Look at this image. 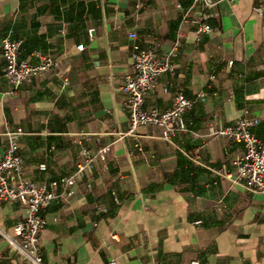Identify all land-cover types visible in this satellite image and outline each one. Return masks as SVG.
<instances>
[{
    "label": "crops",
    "instance_id": "0c3cea01",
    "mask_svg": "<svg viewBox=\"0 0 264 264\" xmlns=\"http://www.w3.org/2000/svg\"><path fill=\"white\" fill-rule=\"evenodd\" d=\"M260 1L219 0L212 32L197 42L181 23L193 0H0V45L10 37L23 42L22 59L36 63L40 52L61 62L13 92L0 50V161L8 133L19 130L24 176L37 183L72 174L83 147H111L75 196L43 211L45 264H264V192L227 176L245 149L213 133L247 114L261 119L255 131L264 135ZM132 31L162 56L179 42L175 73L160 78L146 109H170L175 91L205 94L169 142L150 126L128 133L122 87L135 72ZM22 214L0 201V264H27L6 237Z\"/></svg>",
    "mask_w": 264,
    "mask_h": 264
},
{
    "label": "built area",
    "instance_id": "2783aa9c",
    "mask_svg": "<svg viewBox=\"0 0 264 264\" xmlns=\"http://www.w3.org/2000/svg\"><path fill=\"white\" fill-rule=\"evenodd\" d=\"M219 0H193L192 7L183 13L182 25H191L197 36V42L212 32L210 20L214 18L212 10L217 7ZM180 7V5H178ZM196 11L197 15H192ZM255 11L262 16L264 1H260ZM92 32V31H91ZM134 41L132 47L134 60V74L125 78L122 91L126 94L124 110L129 119L128 133L135 135L138 129L150 126L161 132L160 139L169 142L178 133L187 130L186 113L199 99H203V92L197 98L190 99L182 91H175L172 95L173 106L167 110L145 108V102L150 91L159 83L161 77L174 74L176 65L174 59L178 54L179 42L175 43L171 51L162 56L157 46L141 47L136 31L130 33ZM22 41L7 37L2 40L0 50L5 60L4 77L13 88L18 91L33 78L60 66L58 57L35 53L37 62L21 58ZM79 51L83 45L77 47ZM164 92L169 93L165 88ZM262 121L247 114L213 133L227 137L244 146V153L234 161V174L227 175L234 183H239L250 192H264V135L258 136L255 129ZM22 131L8 133L9 147L0 161V201L17 203L22 209V217L14 227V237L6 236L11 247L15 248L26 260L27 264H45L41 251V238L47 222L43 211L59 201L67 202L76 195L78 184L85 177L89 167L96 161L105 162L110 152V145L99 147L95 151L83 147L81 162L76 170L59 180L37 183L24 176V165L19 154V137ZM41 169H46L42 164ZM217 175L224 173L216 171ZM90 188L91 185L88 184ZM102 210H104L102 208ZM203 221H197L201 224ZM115 237V236H114ZM110 264H117L111 261ZM191 264H198L197 261Z\"/></svg>",
    "mask_w": 264,
    "mask_h": 264
}]
</instances>
